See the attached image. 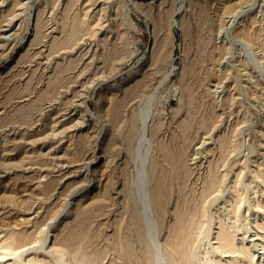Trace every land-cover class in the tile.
<instances>
[{
	"label": "rangeland",
	"instance_id": "rangeland-1",
	"mask_svg": "<svg viewBox=\"0 0 264 264\" xmlns=\"http://www.w3.org/2000/svg\"><path fill=\"white\" fill-rule=\"evenodd\" d=\"M243 1L216 19L208 0H20L0 37V264H247L221 226L264 264V0Z\"/></svg>",
	"mask_w": 264,
	"mask_h": 264
},
{
	"label": "bare ground",
	"instance_id": "bare-ground-1",
	"mask_svg": "<svg viewBox=\"0 0 264 264\" xmlns=\"http://www.w3.org/2000/svg\"><path fill=\"white\" fill-rule=\"evenodd\" d=\"M204 1V0H203ZM248 1V0H247ZM4 0H2V3H0V37H2L1 36V34H2V31H4V29H6V28H4L5 26H9L11 23H12V20H13V18L15 17V14H17V13H15L16 12V7L17 6H19V5H21V2H20V0H11L10 2L12 3V6L10 7V8H3V5H4ZM208 2L211 4V6L213 5V7H214V11H215V13H216V19H219L220 17H222L223 15H226V14H232V13H234V9L235 8H237L235 5H238V4H241L242 2H244L243 0H208ZM213 2H216V4L215 3H213ZM206 3V2H205ZM10 3H8V4H6V6L5 7H7L8 5H9ZM217 4H219V5H217ZM11 5V4H10ZM24 5V4H23ZM55 5V4H54ZM216 5H217V7H216ZM242 7V6H241ZM205 8V7H204ZM20 9V8H19ZM65 11V10H64ZM174 11V10H173ZM29 12V11H28ZM44 12V11H43ZM173 13H175V12H173ZM214 13V14H215ZM175 15V14H174ZM43 16V15H42ZM174 17V16H173ZM30 18V17H29ZM244 20V19H243ZM253 20V19H252ZM251 20V21H252ZM255 20V19H254ZM253 20V21H254ZM216 21V20H215ZM37 22H39L38 20H37ZM174 20H172V25H174ZM219 22V21H218ZM240 22V21H239ZM178 24V26H180L179 25V23H177ZM37 25H38V23H37ZM239 25V24H238ZM250 25V24H249ZM253 25V24H252ZM252 25H250V26H252ZM250 26H241L242 28H240L239 30H237L238 32V34H240V35H242L243 36V38H246V39H248V40H250V38L252 37L251 36V34H250ZM26 27H27V25H26ZM38 27V26H37ZM40 27V26H39ZM2 28H4V29H2ZM40 29H41V27L39 28V31H38V28H37V31L38 32H40ZM26 30V29H25ZM36 31V33H38ZM257 31V30H256ZM236 33V34H237ZM39 35H40V33H39ZM257 36V35H256ZM34 37H35V35H34ZM38 37V36H37ZM44 37V36H43ZM39 38V37H38ZM1 39H3V41L4 42H7V39H5V37L3 38H1ZM22 39V38H21ZM258 39V38H257ZM256 39V40H257ZM20 40V39H19ZM34 41H35V38L33 39ZM37 40V39H36ZM253 40V39H252ZM260 40V39H259ZM21 41V40H20ZM33 41V42H34ZM249 42V41H248ZM252 42V41H251ZM251 42H250V44H251ZM18 43V42H17ZM33 43H31V45H32ZM37 44V43H36ZM248 44V43H247ZM253 44V43H252ZM258 44H260V47L262 48V51L264 52V41H259L258 42ZM15 45H17V44H15ZM15 45H14V47H15ZM254 45V44H253ZM4 46H6V43L4 44H0V47H1V49L4 47ZM2 51V50H1ZM264 54V53H263ZM24 74V73H23ZM28 95V94H27ZM154 98V97H153ZM142 100V99H141ZM229 101V100H228ZM140 102V101H139ZM149 104V103H148ZM4 107V106H3ZM7 107V106H6ZM146 107V106H145ZM147 110V109H146ZM148 112V111H147ZM142 114V113H141ZM146 114V113H145ZM147 117V116H146ZM144 118H145V116H144ZM78 121V120H77ZM144 121V120H143ZM146 123V122H145ZM82 127V126H81ZM145 127V126H144ZM144 130V129H143ZM155 131V130H154ZM47 134V133H46ZM48 135V134H47ZM154 136V135H153ZM42 140V139H41ZM52 149V148H51ZM50 149V150H51ZM52 150H54V148L52 149ZM51 150V151H52ZM54 152V151H53ZM57 159V158H56ZM11 163V162H10ZM87 164V163H86ZM154 167V166H153ZM255 173H257V172H255ZM258 175V174H257ZM263 177V176H262ZM65 179V178H64ZM261 179V178H260ZM92 180V179H91ZM159 180V179H158ZM83 181V180H82ZM85 183V182H84ZM157 183H159V182H157ZM86 184V183H85ZM87 185V184H86ZM153 186V185H152ZM158 186V185H157ZM160 186V185H159ZM70 187V186H69ZM72 187V186H71ZM77 188H78V185H76L75 187H72L70 190H69V192L66 194V196H65V199L68 197V196H70L75 190H77ZM156 188V187H155ZM160 188V187H159ZM158 188V189H159ZM157 189V188H156ZM156 189H155V191H156ZM157 189V190H158ZM162 189V188H161ZM160 190V189H159ZM160 192V191H159ZM158 192V193H159ZM163 192V191H162ZM150 193V192H149ZM164 193V192H163ZM164 195V194H163ZM75 196V195H74ZM153 196V195H152ZM151 196V197H152ZM160 196V195H159ZM154 197V196H153ZM153 197L151 198L153 201H155L157 198H155V200L153 199ZM157 197V196H156ZM161 197H162V194H161ZM147 199H148V197H147ZM163 199V198H162ZM67 202V201H66ZM159 202H161V204L159 203ZM148 203V202H147ZM153 203H155V202H153ZM156 203H157V201H156ZM158 204H160L159 206H158ZM152 205V204H151ZM162 205V201H160V199H159V201H158V203H157V206L158 207H160ZM65 206H66V203L65 204H63L57 211H56V213L51 217V218H55L54 220H56V218L62 213V211H63V209L65 208ZM148 207V206H147ZM19 209V208H18ZM17 209V210H18ZM148 210H150L149 208H148ZM158 210H159V208H158ZM157 210V211H158ZM151 212V211H150ZM7 215V214H6ZM159 216V215H158ZM14 219V218H13ZM13 219H12V221H13ZM150 219V218H149ZM153 221V220H152ZM138 222H139V220H138ZM0 224H2V225H6V224H8L9 225V222L7 221V216L6 217H0ZM14 224V223H13ZM49 224V223H48ZM11 225V224H10ZM12 227V226H11ZM224 227V226H223ZM223 227L221 226V230L219 231H217L218 232V234L216 235L217 236V240H218V245H219V247H218V245H217V247L218 248H220V250L224 253V256L226 255L225 253H230V254H233L232 255V257H234V256H236L237 257V255H240V256H242L243 258H245V260H247V264H259V263H257L256 262V257H255V254L254 253H252L249 249L250 248H247V247H245V246H243V247H236L235 246V243H234V240H233V237L230 235V232H228L227 230H225V229H223ZM259 229H262L263 230V234L260 236V238L262 239V241H263V244H264V222L262 223V224H260L259 225ZM6 228H7V226H6ZM10 228V227H9ZM3 229H5V228H3ZM12 229V228H11ZM43 229V228H42ZM157 229V228H156ZM177 230H178V228H176ZM181 230H182V228H180ZM6 231V230H5ZM156 231V230H155ZM174 231H176L175 229H174ZM183 231V230H182ZM180 232L179 230H178V232H180V233H182L183 234V232ZM7 232V231H6ZM5 232V233H6ZM172 232L173 231H171V233L170 234H172ZM4 233V234H5ZM9 234H11V233H8L7 234V236L9 235ZM12 234H14V233H12ZM175 234V233H174ZM176 234H177V232H176ZM175 234V235H176ZM181 234V235H182ZM184 235H185V233H184ZM184 235H183V238H185L184 237ZM6 236V237H7ZM5 237V238H6ZM158 237V236H157ZM171 237H172V235H171ZM171 237H169L168 239H170ZM177 237V236H176ZM182 237V236H181ZM8 238H10V237H8ZM48 238V237H47ZM173 238H175L174 236H173ZM256 238V237H255ZM4 239V238H3ZM7 239V238H6ZM168 239H167V241H168ZM180 239H182V238H180L179 237V240H178V242H180ZM67 240H68V238H67ZM71 240V239H70ZM177 240V239H176ZM175 240V241H176ZM216 240V241H217ZM4 241V240H3ZM5 241H8V239L7 240H5ZM10 241V240H9ZM171 241H172V238H171ZM175 241H174V245L175 244H177V242L175 243ZM246 241V240H245ZM261 241V240H260ZM46 242V241H45ZM169 242V241H168ZM167 242V244H170L172 247H174L170 242L168 243ZM238 242V241H237ZM62 243V242H61ZM65 243V242H64ZM63 243V244H64ZM71 243V242H70ZM184 244H185V241L183 242ZM66 244V243H65ZM69 244V243H68ZM67 244V245H68ZM74 244V243H73ZM181 244H182V242H181ZM181 244H179V246H178V248L181 246ZM184 244H182V247H184L183 245ZM7 245V244H6ZM70 245V244H69ZM147 245V244H146ZM150 245V244H149ZM8 246V245H7ZM61 246H63L62 244H61ZM64 246H66V245H64ZM63 246V247H64ZM71 246H72V243H71ZM75 246V245H74ZM171 246H170V248H171ZM176 246V245H175ZM5 247V246H4ZM21 247V246H20ZM30 247H33V246H30ZM67 247H70V246H67ZM182 247H180V248H182ZM3 248V247H2ZM178 248H177V250H178ZM257 248V247H256ZM263 248H264V246H263ZM1 249V248H0ZM4 249V248H3ZM6 249L7 250H9V248L8 247H6ZM20 249V248H19ZM27 249V248H26ZM31 249V248H30ZM67 249V248H66ZM173 249V250H172ZM2 250V249H1ZM5 250V249H4ZM69 250V249H68ZM74 250V249H73ZM143 250V249H142ZM171 250L172 251H174V250H176V248H171ZM181 250V249H180ZM3 251V250H2ZM6 251V250H5ZM24 251H25V249H24ZM8 252V251H7ZM69 252H72V251H69ZM130 252V251H129ZM176 252H178V251H176ZM183 252V251H182ZM181 252V253H182ZM185 252V251H184ZM183 252V253H184ZM16 253V252H15ZM149 253V252H148ZM174 253H175V251H174ZM180 253V252H179ZM186 253V252H185ZM222 253V254H223ZM132 254V253H131ZM176 254H178V253H176ZM229 254V255H230ZM237 254V255H236ZM183 255H187V254H183ZM182 255V257H186V256H183ZM87 256V255H86ZM143 256V255H142ZM144 256H145V254H144ZM231 256V255H230ZM89 257V256H88ZM95 257V256H94ZM180 257H181V254H180ZM179 257V259H181ZM187 257H188V255H187ZM186 257V258H187ZM217 257V256H216ZM222 257V256H221ZM189 258V257H188ZM187 258V259H188ZM229 258V257H228ZM239 258V257H238ZM1 259V258H0ZM186 259V260H187ZM81 260H83V259H81ZM85 260V259H84ZM88 259H86V261H87ZM91 260H95V259H91ZM90 260V261H91ZM173 260H175V259H173ZM181 260H183V259H181ZM185 259H184V261H186ZM242 260V259H241ZM77 262V264H78V260H76ZM85 261V264L87 263ZM95 261H97V260H95ZM172 261V260H171ZM184 261H182L183 262V264H185L186 262H184ZM212 261V260H211ZM82 262V261H81ZM80 262V264H82ZM189 262V261H188ZM261 262V261H260ZM58 263V262H57ZM56 263V264H57ZM74 263H75V261H74ZM93 263V262H92ZM92 263H90V264H92ZM94 263H96V262H94ZM100 263V262H99ZM174 263V262H173ZM178 263V262H177ZM215 263V262H214ZM87 264H89V262L87 263ZM170 264H172V263H170ZM176 264V263H175ZM187 264V263H186ZM189 264V263H188ZM216 264H217V261H216ZM220 264H238V262H237V259H232V260H229V261H227V262H225V263H220Z\"/></svg>",
	"mask_w": 264,
	"mask_h": 264
}]
</instances>
